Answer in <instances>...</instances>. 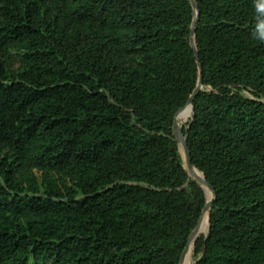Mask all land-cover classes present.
<instances>
[{
    "label": "trees",
    "instance_id": "1",
    "mask_svg": "<svg viewBox=\"0 0 264 264\" xmlns=\"http://www.w3.org/2000/svg\"><path fill=\"white\" fill-rule=\"evenodd\" d=\"M195 1L0 0V264H180L204 177L181 264H264V0Z\"/></svg>",
    "mask_w": 264,
    "mask_h": 264
},
{
    "label": "water",
    "instance_id": "2",
    "mask_svg": "<svg viewBox=\"0 0 264 264\" xmlns=\"http://www.w3.org/2000/svg\"><path fill=\"white\" fill-rule=\"evenodd\" d=\"M190 2H191V4H192L193 8L196 10V9H197L196 1H195V0H190ZM197 20H198V12L195 11V19H194V22H193V24H192V28H191L190 42H191V46H192L193 49H194V52H195V56H196V58H197V61H198V63H199V68H201V64H200V62H199V53H198V50H197V47H196V43H195V34H194V33H195V26H196ZM202 86H204V85H203L202 79L200 78L199 81H198V84H197L196 88L194 89V91H193L191 97L189 98V100H188V102H187V104H188V103L191 104L192 113H193V105H192V103H193L194 97L197 95V93H198L199 91L202 90ZM184 107H185V106H184ZM184 107H183V108H184ZM183 108H182V109H183ZM180 110H181V109H180ZM180 110H179V111H180ZM179 111H178V112H179ZM178 112H177V113H178ZM173 131H174V135L176 136V138H178L179 141H180V138H183V139H184V141H183V150H184V155H185V161H184L185 164H184V165H185L186 170L188 171V170H190L192 167H195V166H194L193 163H192L191 153H190V149H189V146H188V143H187V136H184V134L178 129V126H177V119H176V117H175L174 124H173ZM202 174H203V173H202ZM203 176H204V175H203ZM204 181H205V184H206V185L212 190V194H213V198H212L211 202H206V204H205V206H204V208H203V211H202L201 217H200V219H199V223H200V220H201V218H202L203 213L209 208L208 229H207V233L205 234L206 236H208V234H209V228H210V223H209V222H210V209H211V207H212L213 201L215 200L216 193H215L213 187L207 182V180L205 179V177H204ZM198 183H199V182H198ZM199 185L201 186L200 183H199ZM201 187H202V186H201ZM202 188H203V187H202ZM199 223H198V225L194 228V230L192 231V234L190 235V237H189V239H188V243H187V245H186V247H185V249H184V251H183V253H182V255H181V258H180V264H181V262H182V260H183V257H184V254H185V252H186V249H187V246H188V244H189V241H190L192 235L196 232V230H197V228H198V226H199ZM195 240H196V239H195ZM195 240H194V242H195ZM194 264H195V263H194Z\"/></svg>",
    "mask_w": 264,
    "mask_h": 264
},
{
    "label": "rangeland",
    "instance_id": "3",
    "mask_svg": "<svg viewBox=\"0 0 264 264\" xmlns=\"http://www.w3.org/2000/svg\"><path fill=\"white\" fill-rule=\"evenodd\" d=\"M57 13V11L54 9L53 7V4L48 1L47 3V7H46V10H45V18L46 20H50L51 18H53V16ZM0 22H1V17H0ZM0 58L2 59V61L6 64L7 68L9 70H17L19 69L20 65H21V62H20V54L18 51L14 50V49H8L4 52V55L3 56H0ZM202 90H209V87L207 86H202ZM240 92L242 94H244L245 96H247L248 98H253V99H258L256 98L248 89H245V88H242L240 90ZM258 100H262L264 101V99H258ZM191 117H192V113L191 115L186 118V119H181V120H177V126H178V129L184 134L185 130L187 129L188 127V124L191 120ZM185 136V135H184ZM176 140L178 141V146H179V140L178 138H176ZM180 152V150H179ZM185 164V162H184ZM36 174L39 178V181L41 182L42 180V173L41 171H36ZM190 177V176H189ZM63 179L71 184V180L66 177V176H63ZM190 179L192 181H195L197 182L195 179L191 178ZM208 229V228H207ZM207 233L206 232H203V233H200L195 239H197L200 235H205ZM194 249V248H193ZM197 260V257L195 256V254L193 253V258H192V263L194 264ZM40 264H43V261L40 262Z\"/></svg>",
    "mask_w": 264,
    "mask_h": 264
},
{
    "label": "bare ground",
    "instance_id": "4",
    "mask_svg": "<svg viewBox=\"0 0 264 264\" xmlns=\"http://www.w3.org/2000/svg\"><path fill=\"white\" fill-rule=\"evenodd\" d=\"M183 159L185 160V155H184V150H183ZM206 212V214H208L209 213V208L205 211ZM191 257H190V261H191ZM189 264H190V262H189Z\"/></svg>",
    "mask_w": 264,
    "mask_h": 264
},
{
    "label": "clouds",
    "instance_id": "5",
    "mask_svg": "<svg viewBox=\"0 0 264 264\" xmlns=\"http://www.w3.org/2000/svg\"><path fill=\"white\" fill-rule=\"evenodd\" d=\"M261 39H264V33L261 34Z\"/></svg>",
    "mask_w": 264,
    "mask_h": 264
}]
</instances>
